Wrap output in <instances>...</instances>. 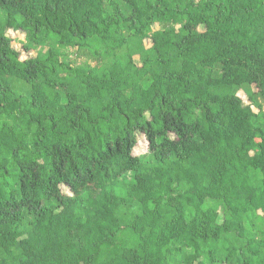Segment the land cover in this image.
<instances>
[{
  "label": "trees",
  "instance_id": "trees-1",
  "mask_svg": "<svg viewBox=\"0 0 264 264\" xmlns=\"http://www.w3.org/2000/svg\"><path fill=\"white\" fill-rule=\"evenodd\" d=\"M0 264H264V0H0Z\"/></svg>",
  "mask_w": 264,
  "mask_h": 264
},
{
  "label": "rangeland",
  "instance_id": "rangeland-1",
  "mask_svg": "<svg viewBox=\"0 0 264 264\" xmlns=\"http://www.w3.org/2000/svg\"><path fill=\"white\" fill-rule=\"evenodd\" d=\"M202 27V26H201ZM160 26L158 24L153 25V29H159ZM202 29V28H201ZM8 35L12 37L13 39V46L15 49H17L20 53L21 59H26L29 57H34L38 54L45 53L50 47L52 43L44 44V45H35L31 49L27 50L24 45L27 42V39L25 37V31L22 30H14V29H8L7 31ZM151 39L145 38L144 44L146 47L151 46ZM63 53L66 54L67 59L71 60L75 63H91L95 64L98 60V56L94 54L93 50L90 48H85L82 51H78L76 47H61L60 48ZM136 61L139 63V56H135ZM256 89V88H254ZM238 94L242 97L244 105L250 104V100L247 96V94L244 92L243 89H240L238 91ZM253 109L255 111H259L257 106H253ZM148 150V142L145 137V135L141 132H138V142L134 149L135 154H145ZM62 189L64 192L69 193V188L66 185H62ZM213 201H209V204Z\"/></svg>",
  "mask_w": 264,
  "mask_h": 264
}]
</instances>
